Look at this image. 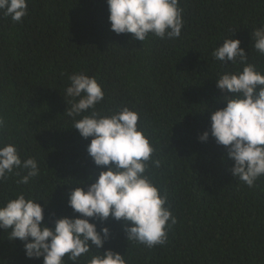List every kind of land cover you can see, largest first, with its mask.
I'll return each instance as SVG.
<instances>
[{"label": "trees", "instance_id": "trees-1", "mask_svg": "<svg viewBox=\"0 0 264 264\" xmlns=\"http://www.w3.org/2000/svg\"><path fill=\"white\" fill-rule=\"evenodd\" d=\"M27 4L20 22L0 11V116L6 121L0 144H15L22 160L34 157L40 174L19 184L26 173L14 170L0 182V204L20 193L40 199L49 227L58 217L80 215L68 205L69 194L108 167L94 164L91 137L83 138L64 114L68 77L82 72L104 91L96 111L139 113L138 127L160 161L158 168L149 161L150 178L177 218L166 243L152 248L128 242L123 220L89 218L98 231L110 229L99 251H118L126 264H264V177L249 188L233 177L234 161L223 145L211 134L199 139L210 129L211 112L226 106L222 97L233 95L221 92L216 78L242 67L216 61L213 49L238 38L247 62L264 73V55L251 47V32L264 26V0H180L181 36L150 35L144 43L111 30L107 0ZM0 264H43V257L28 258L24 243L0 229Z\"/></svg>", "mask_w": 264, "mask_h": 264}, {"label": "clouds", "instance_id": "clouds-1", "mask_svg": "<svg viewBox=\"0 0 264 264\" xmlns=\"http://www.w3.org/2000/svg\"><path fill=\"white\" fill-rule=\"evenodd\" d=\"M180 0H107L111 30L116 34L131 33L134 40L144 43L150 35L174 40L181 36L183 27ZM0 11L20 22L28 14L27 0H0ZM252 45L264 55V26L251 32ZM216 61L240 65L236 71L224 72L216 78V86L224 95L226 106L211 112L210 129L199 137L206 141L211 134L226 149V157L234 161L231 173L249 188L264 177V73L248 63V53L238 38H225L212 51ZM64 98L68 107L64 114L71 118L73 127L87 139L88 155L101 168L95 181L87 187H75L68 205L78 216L58 217L54 227L42 223L44 208L37 198L17 194L0 204V229L9 232V239L24 243L28 258L43 257V264H80V258L91 254L88 264H126L124 254L113 249L99 251L110 238V229L97 230L89 218L101 222L110 216L123 220L127 241L148 248L164 245L167 230L177 223L167 205V194H162L150 178L154 147L144 130L138 127L139 113L123 107L110 115L96 111L104 99V91L97 79L85 73L68 77ZM89 110H91L89 112ZM88 113V114H86ZM6 121L0 116V131ZM26 174L17 181L28 184L40 174L34 157L21 159L15 144H0V182L14 170ZM17 175L19 173H16ZM91 179V177H89ZM82 182L81 184H83ZM47 202H45L46 204ZM65 257L67 259H65Z\"/></svg>", "mask_w": 264, "mask_h": 264}]
</instances>
